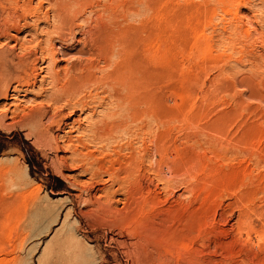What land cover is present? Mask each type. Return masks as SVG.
Returning <instances> with one entry per match:
<instances>
[{
  "label": "rangeland",
  "instance_id": "rangeland-1",
  "mask_svg": "<svg viewBox=\"0 0 264 264\" xmlns=\"http://www.w3.org/2000/svg\"><path fill=\"white\" fill-rule=\"evenodd\" d=\"M26 1L0 0V264H264V0H81L65 38Z\"/></svg>",
  "mask_w": 264,
  "mask_h": 264
},
{
  "label": "bare ground",
  "instance_id": "bare-ground-1",
  "mask_svg": "<svg viewBox=\"0 0 264 264\" xmlns=\"http://www.w3.org/2000/svg\"><path fill=\"white\" fill-rule=\"evenodd\" d=\"M41 1H43V0H41ZM50 1V0H49ZM84 1V0H83ZM44 2V1H43ZM43 2H40V7H42L43 6ZM51 2H53L52 4L54 5V6H56V10H55V12H54V14L56 13V17H57V19L56 20H58V22L56 21V22H54V23H56V25L55 24H53V27H54V25H55V28L53 29L52 28V30H56V34H58V37H61V36H63L64 38L65 37H67L68 35H71V34H73L74 33V29H75V27H76V20H77V18H78V13L80 14V8L79 9H75L74 8V5H76V4H81V0H51ZM50 3V2H49ZM74 3V4H73ZM153 3V2H152ZM51 4V3H50ZM51 4V5H52ZM31 5H32V0H28V2L26 1V2H24L22 5H20L21 7H22V9L24 10V11H29V9L31 8ZM53 5H52V7H53ZM86 5V4H85ZM90 6V5H89ZM87 7V6H86ZM35 10H37V9H35ZM53 10H54V8H53ZM23 11V12H24ZM83 14V13H82ZM84 16V15H83ZM20 17V16H19ZM36 17L37 18H41V15L40 14H37L36 15ZM55 17V16H54ZM22 17H21V19L18 21V22H16L15 23V25L14 26H10V29L11 28H15V29H17V30H19V28H20V26H21V21H22ZM82 19V18H81ZM78 22V21H77ZM58 23V24H57ZM103 24V23H102ZM51 25V24H50ZM23 26V25H22ZM52 26V25H51ZM81 26V25H80ZM103 27V26H102ZM100 29V28H99ZM102 29H105L104 27L102 28ZM101 29V30H102ZM49 30V29H48ZM92 30V29H91ZM94 30V29H93ZM107 29H105V31H106ZM109 30V29H108ZM107 30V31H108ZM7 31V30H6ZM8 31H9V27H8ZM16 31V30H15ZM105 31H102V33L103 32H105ZM47 32H50V30L49 31H47ZM52 32V31H51ZM91 32V31H90ZM92 32H97V31H92ZM59 34H60V36H59ZM90 34H92V33H90ZM94 34H98V33H94ZM93 35V34H92ZM91 35V36H92ZM100 35V34H99ZM103 35H105V34H103ZM117 36V35H116ZM101 37H102V35H101ZM62 38V37H61ZM60 38V39H61ZM63 38V39H64ZM92 38V37H91ZM96 39V37H93V39ZM97 38H98V36H97ZM51 39V38H50ZM53 39H54V37H53ZM57 39V38H56ZM62 40V39H61ZM91 40V39H90ZM51 41V40H50ZM64 41H65V39H64ZM70 41V40H69ZM99 41H100V39H99ZM107 41H108V39H107ZM83 42V41H82ZM92 42V41H91ZM93 42H94V40H93ZM98 42V41H97ZM110 43H111V41H109ZM113 42V41H112ZM95 43H96V40H95ZM94 43V45H96V44H98V43H100V42H98V43H96L95 44ZM109 43V44H110ZM52 44V43H51ZM50 44V45H51ZM103 44V43H102ZM101 44V45H102ZM106 45V44H105ZM52 46V47H51ZM50 46V50L48 51V54L50 53V55H51V57L55 60V58H56V52H55V50H54V46L53 45H51ZM86 46V45H85ZM92 46H93V44H92ZM122 46V45H121ZM89 48V46H86V47H81L82 49L80 50L79 49V53L80 54H83V53H85V51H87V49L86 48ZM97 47H99V46H97ZM80 48V47H79ZM107 48V47H106ZM93 50V48H90L89 49V51L91 52ZM99 50H102L101 48H99ZM109 51V50H108ZM93 52V51H92ZM92 52H91V54H92ZM105 52V51H104ZM121 52V51H120ZM89 53V52H88ZM134 53V52H133ZM102 55V54H101ZM92 56V55H91ZM106 56V55H105ZM109 57V56H108ZM136 58V57H135ZM144 59V58H143ZM92 61V60H91ZM80 62V61H79ZM78 62V63H79ZM93 62V61H92ZM77 63V62H76ZM74 64V66H72L74 69H75V71H77L78 69H81V68H83V63L81 62L78 66H77V64ZM141 64V63H140ZM112 65V64H111ZM86 67H87V69H86ZM89 66L87 65V66H85V70L86 71H88V70H90L91 68H88ZM93 67V66H92ZM96 66H94V68H95ZM115 68V67H114ZM118 69V68H117ZM136 69V68H135ZM114 70V69H113ZM116 70V69H115ZM83 71H84V69H83ZM123 71V70H122ZM90 72V71H89ZM89 72H85L86 74H84V73H79L80 75H74L73 73V75H74V79H75V81L78 83L77 85L78 86H80V84H82L83 82H87V81H90V80H92V78L94 79V77H96L95 75H92V73L90 74ZM154 72V71H153ZM77 73V72H76ZM95 73V72H94ZM112 73V72H111ZM110 73V74H111ZM117 73H118V70H117ZM59 74H60V72L59 71H57L56 72V76L57 77H59ZM71 74V76H73ZM108 74V73H107ZM98 75V74H97ZM117 75H119V74H117ZM79 76V77H78ZM120 76V75H119ZM105 77V76H104ZM118 77V76H117ZM102 78V77H101ZM113 78V77H112ZM119 78V77H118ZM70 79H72V78H70ZM109 79V78H108ZM126 79V78H125ZM95 80V79H94ZM112 80V79H111ZM73 83H75L74 82V80H73ZM72 83V84H73ZM111 83V82H110ZM67 84V85H66ZM69 84H71V80H68V81H66V83H65V85H63V87L62 88H65L66 86H68ZM84 84V83H83ZM130 84V83H129ZM77 85L75 86V87H77ZM74 86V85H73ZM86 86V85H85ZM100 86V85H99ZM131 86V85H130ZM72 87V85H70L69 87H66V88H68L67 90H69V88H71ZM74 87V88H75ZM65 88V89H66ZM80 88V87H79ZM113 88H114V86H113ZM128 88V87H127ZM132 88V87H131ZM72 89V88H71ZM76 89V88H75ZM76 91V90H75ZM120 91V90H119ZM118 91V92H119ZM72 93V92H71ZM117 96V98H119L120 96H118V95H116ZM139 96V95H138ZM123 99V97H120V99ZM127 103V102H126ZM120 104V103H119ZM139 105V104H138ZM148 106V105H147ZM129 108V107H128ZM117 110V109H116ZM150 110V109H149ZM148 115V114H147ZM157 118V117H156ZM136 119V118H135ZM107 120V119H106ZM138 120V119H137ZM105 122V121H104ZM116 122H117V120H116ZM124 122V121H123ZM106 123V122H105ZM117 124V123H116ZM103 126V125H102ZM101 126V127H102ZM120 126H122V125H120ZM110 129H112V127L114 128V125H110L109 124V126H108ZM116 127V126H115ZM104 128V127H103ZM105 131V130H104ZM98 133V132H97ZM128 145V144H127ZM145 148V147H144ZM122 154V153H121ZM133 157V156H132ZM137 157V156H136ZM136 159V158H135ZM120 161V160H119ZM133 167V166H132ZM131 168V167H130ZM129 170V169H128ZM134 172H135V170H134ZM137 172V171H136ZM134 175V174H133ZM123 179V178H122ZM138 243V242H137ZM139 244V243H138ZM136 245V244H135ZM141 245V244H140ZM143 246V245H142ZM141 246V247H142ZM141 247H140V249H141ZM138 248V247H137ZM136 248V249H137ZM139 249V248H138ZM137 249V250H138ZM141 251V250H140ZM142 253V252H141ZM142 254H144V253H142ZM144 256V255H143Z\"/></svg>",
  "mask_w": 264,
  "mask_h": 264
}]
</instances>
